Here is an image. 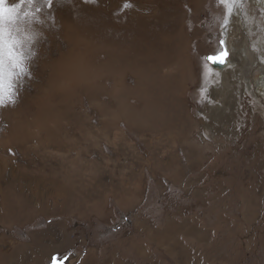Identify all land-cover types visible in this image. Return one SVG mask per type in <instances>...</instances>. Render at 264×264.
Segmentation results:
<instances>
[{
	"label": "rangeland",
	"instance_id": "374dc122",
	"mask_svg": "<svg viewBox=\"0 0 264 264\" xmlns=\"http://www.w3.org/2000/svg\"><path fill=\"white\" fill-rule=\"evenodd\" d=\"M230 13L249 45L215 66ZM52 15L30 74L5 60L0 77V264H264V99L238 79L246 60L264 71V0H54ZM141 29L171 36L169 59L141 58ZM157 93L174 119L142 130Z\"/></svg>",
	"mask_w": 264,
	"mask_h": 264
},
{
	"label": "clouds",
	"instance_id": "9594fccd",
	"mask_svg": "<svg viewBox=\"0 0 264 264\" xmlns=\"http://www.w3.org/2000/svg\"><path fill=\"white\" fill-rule=\"evenodd\" d=\"M54 0H15L0 10V77L5 60L10 72L27 76V66L36 53L34 47L45 35V28L55 23ZM24 65L23 67L21 65Z\"/></svg>",
	"mask_w": 264,
	"mask_h": 264
},
{
	"label": "bare ground",
	"instance_id": "6f19581e",
	"mask_svg": "<svg viewBox=\"0 0 264 264\" xmlns=\"http://www.w3.org/2000/svg\"><path fill=\"white\" fill-rule=\"evenodd\" d=\"M172 1H175V0H172ZM251 1V0H250ZM256 1V0H255ZM170 2V1H169ZM167 3V4H169L170 5V3ZM177 2V1H176ZM163 3V2H162ZM161 3V4H162ZM166 3V2H165ZM173 3H175V2H173ZM173 3L171 4V6H174L173 5ZM188 3V2H187ZM196 3L199 5V0H196ZM166 4V5H167ZM59 5V4H58ZM188 5V4H187ZM176 6V5H175ZM179 8H180V6H179ZM57 9V8H56ZM61 9V8H60ZM173 9H175V7L173 8ZM165 10V9H164ZM233 12H234V8H233ZM235 13V12H234ZM234 16V14L232 15V13H230L229 15H228V17H227V22H229V24H230V29H229V31L228 32H225L226 34H225V38H224V41H226V45H227V51H228V53H230V45L231 44H233V43H237L238 45H245L246 46V48H245V51H246V49H247V46L249 45V44H247L246 42H245V33H244V31L242 30V29H244L243 28V26L244 25H242L241 23L242 22H240V18L239 17H233ZM144 17H140L139 18V20L140 19H143ZM239 18V19H238ZM257 19V18H256ZM259 21V20H258ZM251 22H252V20H251ZM253 25H254V22L252 23ZM228 26V25H227ZM246 27V26H245ZM147 29V28H146ZM146 29H141L140 30V33H138V34H140V37L139 38H143V40H145V41H143L142 42V44L144 45V54H142V56H141V58L142 57H144V55H148L149 57H150V59H157L159 62H161L162 60H165L166 58H170V54H172V51H173V44H171L172 42H170V39L169 38H171V36L170 35H168V34H160V32L158 33V32H156V31H152L153 33H155V35H148V33H144V30H146ZM166 29V28H165ZM228 29V28H227ZM234 30V31H233ZM232 31L234 32V35H232L231 33H232ZM147 36H148V39H147ZM157 36H158V38H157ZM231 36H233V37H231ZM263 36H264V31H263ZM229 37V38H228ZM153 40V41H152ZM261 43L259 44V47H260V50L262 51V53H263V56H264V38H263V40H261L260 41ZM239 49L238 50H240V48L241 47H238ZM231 49H232V47H231ZM243 51H244V49H242ZM242 53V52H241ZM245 53V52H244ZM113 54V53H112ZM237 55H239V53L237 54ZM248 56V55H247ZM119 58H121V57H118V59ZM129 58H131V57H129L128 55H126V54H124V56H123V59H121V60H119V62H118V64H122V63H128V61H129ZM145 58V60L147 61V57H144ZM252 58V57H251ZM250 59V58H249ZM113 60V59H112ZM141 60V59H140ZM171 60V59H170ZM243 60V59H242ZM166 61V60H165ZM244 61V60H243ZM250 61V60H249ZM249 61L248 60H246V65H245V68H244V70H243V72H242V75L240 76V74H241V72H240V69H239V72H240V74H239V77H238V79L239 80H241V81H243L244 82V84H245V89L246 90H249L250 91V93H251V95L253 96V97H255V98H257V99H260V98H258V96L257 95H259V96H261V98H263L264 99V71H263V69L262 68H259V69H257V70H254L253 72H252V70L250 69V66H251V62L252 61H250V63H249ZM229 62L231 63V61H229V56H228V59H227V62L226 63H224V64H219V65H226V67H228L229 66ZM254 62V61H253ZM161 63H163V62H161ZM164 64H166V63H164ZM260 64V63H259ZM123 65V64H122ZM127 65V64H126ZM264 65V64H263ZM119 66V65H118ZM149 66V65H148ZM164 66V65H163ZM140 67L141 68H145L146 69V64H145V66L143 65V64H140ZM150 67V66H149ZM156 67H158V65H156ZM225 68V67H224ZM255 68V67H254ZM112 69V68H111ZM121 69V68H120ZM221 69V68H220ZM227 69V68H226ZM157 70V69H156ZM225 71V69H223V72H220L221 73V75L223 76L224 75V72ZM229 71V70H228ZM237 71V70H236ZM140 74V73H139ZM229 74H231V73H229ZM164 75V74H163ZM217 75V74H216ZM215 75V76H216ZM149 76V75H148ZM217 77V76H216ZM152 78H154V77H151V78H149V80L150 79H152ZM219 80L221 79L222 80V78H218ZM229 81V80H228ZM236 81V80H235ZM140 82V81H139ZM157 82V81H156ZM223 82V81H222ZM242 82V83H243ZM232 83H234V82H232ZM238 82L236 81V84H237ZM241 86V85H240ZM231 88V87H230ZM243 88H244V86H243ZM223 89V88H222ZM157 90H158V88H155V93L157 92ZM162 91V90H161ZM165 94H167V93H165ZM224 94V93H223ZM157 95H158V97L157 98H153L152 97V101L154 102V103H156V105L158 104L159 106H161V107H156V108H153V109H150V110H152L151 112H149V114H150V116H151V118L154 116V120H150L147 124L146 123H144V125H143V128H142V130L143 129H146V126L147 127H153V128H156V127H154V125L153 124H155V122L156 123H159L157 126H163V125H165L167 122H168V120H170V118H172V119H174L173 118V116H169V113L167 112V110H166V107L164 106V103H165V101H163L162 99H161V96H159V94L157 93ZM221 95V94H220ZM225 95V94H224ZM218 97H219V95H218ZM222 101V100H221ZM152 107V106H151ZM178 109V108H177ZM210 110V109H209ZM160 114H161V116H160ZM175 116V115H174ZM152 122H154V123H152ZM141 125V124H140ZM156 125V124H155ZM180 133V132H179ZM181 134V133H180ZM183 134V133H182ZM209 135V133H207V136ZM182 136H184V135H181V137ZM180 137V138H181Z\"/></svg>",
	"mask_w": 264,
	"mask_h": 264
},
{
	"label": "snow or ice",
	"instance_id": "6c2138e0",
	"mask_svg": "<svg viewBox=\"0 0 264 264\" xmlns=\"http://www.w3.org/2000/svg\"><path fill=\"white\" fill-rule=\"evenodd\" d=\"M220 2L222 4H227L231 2V0H220ZM5 4H6V0H0V10H3L5 8ZM220 45H221V51L215 56L208 57L209 61L213 64H217V63L224 64L227 62L229 53L227 51L226 41L221 40ZM0 84H2V86H0V105H3L6 89L2 80H0ZM7 87L10 88L11 85L9 84ZM9 99H11L10 94H9Z\"/></svg>",
	"mask_w": 264,
	"mask_h": 264
},
{
	"label": "water",
	"instance_id": "95a60500",
	"mask_svg": "<svg viewBox=\"0 0 264 264\" xmlns=\"http://www.w3.org/2000/svg\"><path fill=\"white\" fill-rule=\"evenodd\" d=\"M217 64H219V63H217ZM217 64H214V65L216 66Z\"/></svg>",
	"mask_w": 264,
	"mask_h": 264
}]
</instances>
